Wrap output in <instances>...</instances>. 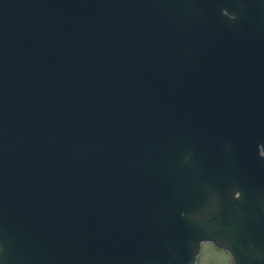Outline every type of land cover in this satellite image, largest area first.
<instances>
[{
	"label": "water",
	"instance_id": "water-1",
	"mask_svg": "<svg viewBox=\"0 0 264 264\" xmlns=\"http://www.w3.org/2000/svg\"><path fill=\"white\" fill-rule=\"evenodd\" d=\"M251 3L0 0V264H193L256 210Z\"/></svg>",
	"mask_w": 264,
	"mask_h": 264
},
{
	"label": "flooded vegetation",
	"instance_id": "flooded-vegetation-1",
	"mask_svg": "<svg viewBox=\"0 0 264 264\" xmlns=\"http://www.w3.org/2000/svg\"><path fill=\"white\" fill-rule=\"evenodd\" d=\"M198 264H236V259L227 249L207 243L198 257Z\"/></svg>",
	"mask_w": 264,
	"mask_h": 264
}]
</instances>
